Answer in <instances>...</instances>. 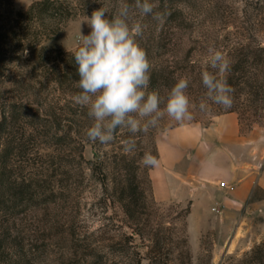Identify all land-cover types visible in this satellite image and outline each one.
I'll list each match as a JSON object with an SVG mask.
<instances>
[{
	"label": "rangeland",
	"instance_id": "1",
	"mask_svg": "<svg viewBox=\"0 0 264 264\" xmlns=\"http://www.w3.org/2000/svg\"><path fill=\"white\" fill-rule=\"evenodd\" d=\"M35 1L0 3V34H6L9 42L8 48L4 47L8 60L0 63V163L8 135L9 139L21 143L6 169L8 175L18 178V184L10 190L0 179V202L13 194L12 200L17 205L8 210L0 203V211L6 213L5 219H10L20 245L13 247L11 238L9 246L0 250V264H139L140 255L144 257L142 264H167L151 263V249L157 250L164 260H174L169 264H190L186 249L192 264H248L253 251L264 245V206L252 204L264 196L263 190L257 187L250 202L229 210L228 219L211 218L210 225H199L202 224L199 221L198 226L190 229L188 217L192 202L187 200L186 190L189 183L181 180L180 174L186 168L200 169L204 165L199 162L200 157L196 161L192 157L196 133L201 136L200 128L209 126L217 116L231 113L230 108L235 109L232 112L239 119L240 135L258 141L262 150H258L257 155L264 159V61L255 60L251 52L258 43L264 45V0H149L154 5L153 13L145 16L134 8L135 0H62L76 9V15L65 23L60 35L43 40L34 52H17L10 39L17 13L26 11ZM124 2L133 6L132 20L143 25V35L137 40L147 53L150 71L164 61L173 63L176 57L188 59L189 69L205 70L209 48H214L229 62L226 75L235 73L250 77L249 83L241 84H230L227 78L233 89L230 108L208 101L207 109L200 110V100L206 99L202 84L203 92L199 94L202 97L190 98L194 106L191 121L179 123L165 115L147 133H130L136 141L130 153L141 165L140 177L148 195L147 207L140 219H131L124 212L118 200L119 193L114 191L120 179L114 161H121L122 155L127 154L120 143L129 134L126 129H119L116 140L108 145L86 141L84 158H80V150L74 149L75 190L70 204L67 203L63 191L64 144L58 137L62 133L53 113H62L61 107L74 101L72 96L57 88L49 69L53 63H62L65 54L73 52L80 29L85 35L90 32L86 22L94 10L106 7L111 19ZM177 5L184 8L196 31L188 30L181 36L184 50L167 51L159 42L178 38L170 16ZM157 12L163 14L162 22L153 18ZM233 25L242 34H226V30L215 32L219 27L232 30ZM243 61L246 66L236 70ZM11 103H23L32 109L30 116H23L12 124L8 134L3 130V122L13 110ZM47 113H52L51 124L43 118ZM105 152L109 153V194L100 180L103 173L96 166L107 158ZM145 152L157 157L158 166L144 165ZM155 183L159 184L163 196L156 193ZM170 190L174 191L173 199L165 195ZM207 206L215 215H219L217 210L223 209L218 203L199 204L201 209ZM67 213L70 214L67 222L79 227L75 234H70L72 228L64 226ZM137 228L141 235L134 231ZM131 234L134 238L128 237Z\"/></svg>",
	"mask_w": 264,
	"mask_h": 264
},
{
	"label": "clouds",
	"instance_id": "2",
	"mask_svg": "<svg viewBox=\"0 0 264 264\" xmlns=\"http://www.w3.org/2000/svg\"><path fill=\"white\" fill-rule=\"evenodd\" d=\"M153 7L149 0H135L134 8L141 16L153 13ZM108 11L100 7L92 12L86 22L90 32L85 35L80 29L72 52L80 90L72 99L76 105L87 108L92 119L86 130L87 138L108 145L116 140L119 129H126L133 135L147 133L165 115L179 123L191 121L194 106L187 93L189 78H178L166 98L155 90L149 91L151 64L137 40L143 35V25L132 20L133 6L126 2L119 5L111 19ZM153 18L162 22L164 16L157 12ZM228 70L229 62L224 54L209 48L205 70L201 72L206 99L200 100V110L207 109L208 101L226 109L232 106L233 89L227 82ZM120 143L125 153L136 147L132 138ZM142 161L149 167L159 164L151 152H145Z\"/></svg>",
	"mask_w": 264,
	"mask_h": 264
},
{
	"label": "trees",
	"instance_id": "3",
	"mask_svg": "<svg viewBox=\"0 0 264 264\" xmlns=\"http://www.w3.org/2000/svg\"><path fill=\"white\" fill-rule=\"evenodd\" d=\"M3 4H11L12 0H0V3ZM182 2V1H181ZM75 8L70 4L62 0H37L35 1L26 11H20L17 13V17L15 19L16 26L12 31V37L10 39L13 40L14 45L16 47L17 52H34L37 50L38 45L43 40L53 39L60 35L63 30L65 23L73 16L76 15ZM170 16L172 20H174L175 24L174 29L175 35H178L176 40L170 39V41H165V39L161 40L159 45L161 48L165 50H176L181 51L184 50V40L181 36L185 35L183 33H187L188 30L190 32L196 31L195 27L190 23L186 16V12L184 8L180 6L174 7ZM228 27H219L215 30L216 33L227 31L226 34H242L237 26L233 25L232 30H228ZM180 35V36H179ZM6 34H0V63L2 61L5 64V61L8 60L7 52L4 51V47L8 48L9 42L5 39ZM3 45V46H2ZM252 53L255 54V60L264 61V45L262 43H258L257 46L251 50ZM63 62L59 64L50 65L49 69L51 70L52 81L57 86V88L61 89L68 96H73L77 92H79V88L77 87L76 81L79 79L77 75V66L74 61V57L72 53L65 54L63 57ZM248 59H245L247 62ZM186 61V63H185ZM188 59H183L182 57H176V60L173 61H164L157 65L152 71H150V85L149 91L155 90L157 91L162 98H166L168 92L171 87L175 84L176 80L182 76H187L190 80L189 87L187 89V93L190 98L193 96H201L202 93V82H201V72L202 69L196 70L194 68H188ZM246 64L244 61L236 66V70H240L244 68ZM244 72V71H243ZM248 75H237L235 73L226 75L229 78L230 84L235 83H249ZM247 77V78H246ZM201 86V87H200ZM196 103V101H195ZM198 103V102H197ZM12 111L9 113V116L4 117L3 122V130H7L8 134H10L12 124H14L18 119H21L23 116H30L29 106L23 103H11ZM72 105H74L72 107ZM163 107V105H161ZM62 113L57 114L53 113L56 117V121L59 124V132L62 134L58 136L60 140H62L64 144V171L65 175L63 191L67 195L66 201L70 204V198L74 194V169H72V160L74 158L73 151L74 149H78L80 158H84L83 150L86 141L89 139L86 136V130L92 124V119L87 114V108L76 105L74 102L68 103L65 107H61ZM229 111H235L234 108H230ZM38 115V114H37ZM52 113H47L43 118L46 120L47 124L52 123V119H50ZM87 121V122H86ZM118 135V131L116 133ZM132 135L129 133L127 138H132ZM9 135L7 136L6 147L2 149L1 152V167L2 170L0 172V179L3 184L9 187L8 189L14 190L16 184H18L17 177L12 175H8L6 169L8 168V161L14 154L15 148L19 149L20 141H16V139H9ZM76 145L73 146V144ZM99 143V142H98ZM78 144V147H77ZM100 146H102L99 143ZM105 156L107 157L104 160H101L97 163L96 166H99L101 172L103 173V177L100 180L103 182L105 186L106 192L109 194V153L105 152ZM5 160V161H4ZM117 167V173H119V178L117 187H114L115 193H119L118 200L121 202L124 212L131 219H140L142 214L145 212L144 209L147 207V190L143 186L141 177H140V169L141 165L138 163L134 155L131 153H127L122 155L121 161L115 159ZM114 172V174H116ZM116 181V177H115ZM25 183V180H23ZM21 192V191H18ZM54 192V191H53ZM16 193V192H15ZM14 193V194H15ZM26 195L25 192L22 193ZM12 195L8 196V200L2 201V205L8 207V210L14 208L15 203L12 200ZM26 198V197H25ZM142 199V200H141ZM142 201V202H141ZM2 209V208H1ZM0 209V210H1ZM0 250H5L7 245L10 243L11 238L12 246L17 247L20 245L18 239L13 234V228L10 223V219H5L6 213L4 211H0ZM65 223L64 226L68 228H72L70 234H75L79 227L77 225H71L68 221L70 218V214L67 213L65 215ZM139 229H134V231L141 235V231ZM129 238H134L133 235H129ZM184 241L187 244V238L185 237ZM9 246V245H8ZM190 260L191 263V255L188 249L184 251ZM140 254V253H139ZM141 256V255H140ZM138 258L139 264H142L143 256ZM161 255L157 250L151 249L149 253V260L151 263H173L174 260L167 258V260L162 259ZM248 264H264V245H259L254 251L253 254L247 260Z\"/></svg>",
	"mask_w": 264,
	"mask_h": 264
},
{
	"label": "crops",
	"instance_id": "4",
	"mask_svg": "<svg viewBox=\"0 0 264 264\" xmlns=\"http://www.w3.org/2000/svg\"><path fill=\"white\" fill-rule=\"evenodd\" d=\"M199 132L201 136L196 133L192 157L195 161L200 157L199 162L204 165L200 169L186 168L180 174L181 180L189 183L186 190L187 200L192 202L188 217L190 229L193 225L198 226L199 221L202 223L199 225H210L211 218L226 220L229 210L251 201L257 187L264 192V159L257 155L262 145L240 135L239 119L234 112L217 116L213 123L200 128ZM202 156L206 158L202 160ZM155 189L157 194L164 195L159 184L155 183ZM173 192L165 193L166 197L173 199ZM204 202L221 204L223 209L215 215L210 206L199 207ZM252 204L264 206V196Z\"/></svg>",
	"mask_w": 264,
	"mask_h": 264
},
{
	"label": "built area",
	"instance_id": "5",
	"mask_svg": "<svg viewBox=\"0 0 264 264\" xmlns=\"http://www.w3.org/2000/svg\"><path fill=\"white\" fill-rule=\"evenodd\" d=\"M217 211H219V210H217Z\"/></svg>",
	"mask_w": 264,
	"mask_h": 264
}]
</instances>
